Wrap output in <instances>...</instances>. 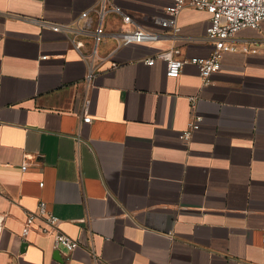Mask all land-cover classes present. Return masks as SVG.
<instances>
[{"label":"crops","instance_id":"crops-1","mask_svg":"<svg viewBox=\"0 0 264 264\" xmlns=\"http://www.w3.org/2000/svg\"><path fill=\"white\" fill-rule=\"evenodd\" d=\"M112 1L169 32L155 16L173 0ZM98 9L0 0V264H264V20L237 32L238 49L203 84L192 62L171 77L146 60L172 44L209 56V12L185 7L178 38L155 43L119 46L113 34L133 24L113 11L97 45L68 31L86 10L95 27ZM190 96L203 119L184 142ZM40 200L77 249L22 235Z\"/></svg>","mask_w":264,"mask_h":264},{"label":"built area","instance_id":"built-area-1","mask_svg":"<svg viewBox=\"0 0 264 264\" xmlns=\"http://www.w3.org/2000/svg\"><path fill=\"white\" fill-rule=\"evenodd\" d=\"M193 7L206 10L210 13V24L206 29L205 38L213 44V50L209 56H194L192 58H183L181 48L172 44L167 48H162L156 54L146 61L148 64H154L157 60L165 61L167 64V74L171 77H178L183 69L185 62L189 61L199 67L200 76L203 84H207L214 72L220 69L222 57L226 51H235L238 46L231 39L241 29L246 27L259 28L264 20V0H173V3L166 6L164 13L155 16V20L163 28L169 29V32L151 30L138 25L134 22L132 15L126 12L120 5L112 0H99V21L92 28L90 12H82L81 25L69 28L68 31L74 35L91 33L95 44L97 45L107 35L103 18L107 11H113L122 16L126 24L133 28L115 32L113 35L117 38L118 45H128L136 43H155L160 40L178 38L181 27L178 23V16L185 7ZM55 30H66L59 24L53 25ZM117 65L116 62L113 63ZM94 77V70L91 67L86 81L90 83ZM191 118L188 126L180 134L184 142H189L193 132L201 127L203 116L198 111V97L190 96ZM89 100L87 99L84 107L83 121L91 122L89 115ZM29 164L24 162L22 169L26 170ZM41 186L44 182L40 183ZM35 231L43 236H50L54 239L56 247L63 246L68 251H73L81 245V239L73 237L60 228V218L54 214L44 200H40L34 210L26 213L22 227V235L26 236Z\"/></svg>","mask_w":264,"mask_h":264}]
</instances>
